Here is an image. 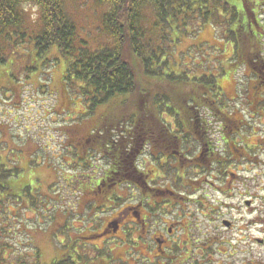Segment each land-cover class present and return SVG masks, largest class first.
I'll return each mask as SVG.
<instances>
[{
  "label": "rangeland",
  "instance_id": "rangeland-1",
  "mask_svg": "<svg viewBox=\"0 0 264 264\" xmlns=\"http://www.w3.org/2000/svg\"><path fill=\"white\" fill-rule=\"evenodd\" d=\"M231 2L237 8L242 4L241 0ZM64 8L76 23L78 37L86 38L93 47L111 43L101 24L102 16L108 10L107 5H100L96 0H65ZM25 11L29 28H35L39 18L37 9L26 5ZM140 15L142 21H154L155 18L150 5L143 7ZM200 20L198 13L191 14L190 11L176 14L173 18V21ZM256 21H264V2L261 17H257ZM213 26L198 27L197 23L192 24L190 35L180 39L175 31L172 34L175 42L170 58L174 64L171 69L176 75L173 81L169 77H161L164 86L159 90L149 82L141 83L139 90H150L151 101L157 91L164 89L169 95L176 93L180 98L193 96L198 94L201 87L198 86L201 75H216L218 87L214 95L225 106L221 110L229 112L238 109L245 124L241 134L231 135L228 142L237 148V145L245 146V142L240 141L247 139L250 145L246 150L248 157L234 170L227 168L215 172L207 169L199 173L188 170L185 177L171 154L164 159V155L155 147H143L137 160L146 172L152 188L150 193L154 188L162 187V183H199V190L193 196L204 197L207 207H218L217 212L224 214L228 212L227 208L216 203V200L227 203V193L216 191L214 186L225 189L221 183H264V117L261 115L264 108H259L257 103L251 105L247 87L252 85L254 76L247 65H232V43L224 41L219 36L221 29L216 30ZM28 45L31 47V43ZM4 55L5 61L0 63V162L6 169L17 170L8 179L14 189L12 194L17 198L10 196L4 201L6 194L0 192V225L5 231L3 241L8 246V258L15 264L21 261L48 264L64 252L71 256L79 250L95 254V247L106 245L112 260L119 257L134 259L137 253L131 246L136 244L131 241L132 236H127L131 239L126 241L123 232L115 238H83L93 231L99 232L102 223L114 216L116 206L111 196V201H104L100 205L102 207L88 208L86 199L91 198L92 194L86 195L85 188L92 190L97 185V177H101L108 163L106 156L93 145L94 140H90L93 131L102 129L117 115H125L129 119L139 114L142 107L151 110L147 96L141 102L137 94L118 93L90 110L89 100L86 103L81 100L77 87L65 84L66 63L56 46L50 47L42 57H37L31 48L28 51L27 46L21 45L6 48ZM165 85L170 86L171 92ZM153 103L152 112L159 111L161 107L160 118L168 121V117L172 116L165 108L170 107L169 101ZM181 103L179 99L175 100V104ZM242 104L251 112L240 107ZM117 108H121L120 111ZM175 109L179 110V116L184 115L178 106ZM199 115L210 118V108L199 109ZM152 117V113L147 112L146 121L150 122ZM208 120L211 121V118ZM174 126L171 124L170 127ZM212 142L220 155H229L219 134L212 137ZM183 148L187 150L188 158L196 152L194 142L190 146L189 140L183 144ZM172 149L167 147V151ZM208 182L215 184L212 186ZM200 183L205 185L200 186ZM75 184L82 189L78 190ZM170 189L182 191L174 184L170 185ZM117 196L124 199L122 202L117 200L118 211L125 203H134L140 193L133 185L123 183L117 187ZM158 196L152 195L150 201ZM176 210L180 211L179 208Z\"/></svg>",
  "mask_w": 264,
  "mask_h": 264
},
{
  "label": "trees",
  "instance_id": "trees-1",
  "mask_svg": "<svg viewBox=\"0 0 264 264\" xmlns=\"http://www.w3.org/2000/svg\"><path fill=\"white\" fill-rule=\"evenodd\" d=\"M96 2L108 7L102 16L101 24L111 43L100 47H93L86 38L78 37L76 23L65 11V0H0V63L5 61L6 48L27 46L28 51L31 48L37 57H42L47 54L50 47L56 46L66 63L65 84L77 87L81 100L85 103L89 100L90 110L118 93H129L132 96L137 94L141 102H144L147 96V100L150 101L151 110L142 107L139 114L129 119L125 115H117V118L104 124L102 129L93 131L90 140H94L93 145L100 154L106 156L108 163L101 177H97L99 179L97 185L92 190L85 188L86 195L92 194L91 198L86 199L87 207L90 209L102 207L100 205H103L109 196L115 198L116 183L127 185L138 183L141 190L147 192L143 194L144 196L151 195V189L145 184L148 183L146 172L138 164L137 157L143 147L146 148L150 142L155 148L166 152L167 147L175 149L179 139L176 131H170V124L160 118L162 108L159 107V111L152 112L153 102L169 101L170 107L165 108L171 117L176 118L177 126L179 125L177 119L181 116L179 110L175 109L176 106L184 115L191 117L199 116V109L202 108L215 107L220 110L222 108V104L214 95L218 85L216 75L213 74H204L198 78L200 85L198 82L196 85L201 87L198 94L193 96L180 98L176 93L169 95L164 89L157 91L151 101L150 90L148 92L139 90V85L145 82L152 83L159 90L164 86L160 81L161 77H169L170 81H173L176 75L171 69L174 64L170 58L175 42L172 34L175 31L180 39L182 36L190 35L192 24L197 23L198 27L216 24L213 28L221 29L219 36H222L224 41L232 43L234 59L232 65L236 67L238 64L246 65L249 62L252 70L255 68L259 72L264 64L262 50L264 22L256 21L257 17H261L264 0H241L239 8L231 4V0H96ZM26 5L34 6L39 14L35 28L32 29L27 24ZM146 5L153 9L154 21H142L140 11ZM184 11L198 13L201 20L173 21L176 14H182ZM237 18L244 21H238ZM4 43L7 44L5 49ZM28 43H31V47ZM152 78L155 80L152 81ZM165 86L170 91V86ZM250 89L253 94L259 90V84L255 83V79ZM177 99L182 103L175 104ZM117 109L120 111L121 108ZM147 112L153 116L150 122L145 118ZM225 119L227 122L230 121L228 118ZM165 130L168 132L163 133ZM166 153L172 152L168 150ZM14 172H17L15 168L6 169L0 162V192L6 194L4 201L10 196L12 199L17 198L12 194L14 189L8 183ZM178 174L179 170L177 176ZM75 185L78 190L82 189L80 185ZM117 197L121 202L124 200L121 196ZM4 233L0 225V264H15L8 258V246L3 241ZM83 238L92 237L89 234ZM125 239L129 242L131 238ZM94 249L97 251L95 254L79 250L71 256L64 252L48 264L67 262L99 264L100 260H112L108 246ZM16 264L29 263L21 261Z\"/></svg>",
  "mask_w": 264,
  "mask_h": 264
},
{
  "label": "flooded vegetation",
  "instance_id": "flooded-vegetation-1",
  "mask_svg": "<svg viewBox=\"0 0 264 264\" xmlns=\"http://www.w3.org/2000/svg\"><path fill=\"white\" fill-rule=\"evenodd\" d=\"M246 65L254 74L255 83L259 84V90L254 94L250 92L249 85L247 87L251 105L257 103L259 108H264V64L259 72L255 68L252 70L249 62ZM240 107L251 112L243 104ZM210 110L211 121L200 115L178 117V126L174 117L165 120L170 126L175 125L169 126V129L176 131L179 139L176 149L169 150L172 153L162 150L159 153L164 155V159L171 154L183 177L188 170L197 173L207 169L215 172L227 168L234 170L248 157L246 150L250 145L247 139L240 141L245 142V146L237 145V148L228 142L231 135L241 134L245 125L238 109L221 112L213 107ZM261 115L264 117V113ZM225 118L230 121L227 122ZM217 134L225 143L228 156L220 155L213 145L212 137ZM187 140L190 146L194 142L196 147V152L189 158L187 150L183 148ZM152 145L150 142L149 146L154 147ZM230 174L233 172L230 171ZM121 184L116 183V196L112 201L116 205L114 216L102 223L99 232L89 233L92 238L86 239L97 236L115 238L123 232L124 239L127 235L132 236L136 245L131 248H135L137 254L132 260L116 258L100 260L99 264H264V183H221L225 189L210 183L216 191L227 193V203L216 200V203L227 208L228 212L224 214L217 212L218 207H207L204 197L193 196L199 190V183H162V187L154 188L148 196L143 195L147 192L142 191L138 183H129L139 189L140 196L134 203H125L117 211V187ZM145 184L152 190L149 183ZM171 184L179 186L182 191L170 189ZM202 184L205 185L200 183V186ZM184 192L187 194L184 195ZM154 194L160 196L150 201ZM107 200L111 201L110 196Z\"/></svg>",
  "mask_w": 264,
  "mask_h": 264
}]
</instances>
